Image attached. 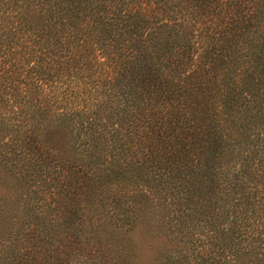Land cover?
Returning a JSON list of instances; mask_svg holds the SVG:
<instances>
[{
	"label": "trees",
	"instance_id": "16d2710c",
	"mask_svg": "<svg viewBox=\"0 0 264 264\" xmlns=\"http://www.w3.org/2000/svg\"><path fill=\"white\" fill-rule=\"evenodd\" d=\"M0 264H264V0H0Z\"/></svg>",
	"mask_w": 264,
	"mask_h": 264
}]
</instances>
